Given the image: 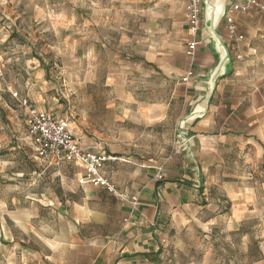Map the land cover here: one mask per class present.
Masks as SVG:
<instances>
[{
    "label": "crops",
    "instance_id": "1",
    "mask_svg": "<svg viewBox=\"0 0 264 264\" xmlns=\"http://www.w3.org/2000/svg\"><path fill=\"white\" fill-rule=\"evenodd\" d=\"M180 3L176 19L145 35L139 13L129 44L115 33L113 43L105 37L110 19L104 21L102 11L94 19L85 1L69 11L51 5L53 16H47L61 31L69 29L63 47L69 42L72 70H86L87 81L114 83L102 70L104 52L127 64L133 81L118 86L113 100L121 118L169 137L156 157L142 161L108 149L100 173L122 197L79 183L84 170L77 163H49L35 155L32 165L10 151L20 117L46 110L36 104L41 95L27 76L32 71L40 83L48 67L34 44H23L19 20L17 30L0 32V147H9L0 158V264H239V256L256 246V209L264 205V10L234 13L240 40L227 33L224 21L212 33L227 49L224 62L212 37L191 62L185 55L186 2ZM46 11L33 4L26 18L43 20ZM203 24L201 16L200 39L209 37ZM42 36L34 34L37 44ZM132 44V51L124 48ZM189 68L193 75L183 82ZM10 69L22 73L20 82L6 80ZM110 102L112 96L102 98L103 105ZM189 116V143L181 148L177 128ZM73 135L85 148L104 151ZM158 169L162 179L155 178ZM263 243L257 248L264 255Z\"/></svg>",
    "mask_w": 264,
    "mask_h": 264
},
{
    "label": "rangeland",
    "instance_id": "2",
    "mask_svg": "<svg viewBox=\"0 0 264 264\" xmlns=\"http://www.w3.org/2000/svg\"><path fill=\"white\" fill-rule=\"evenodd\" d=\"M82 1L86 2L94 19L95 16H99L96 11L104 13V21L110 19L112 28L109 30L110 33L107 29L104 30L105 37L110 36L113 43L115 33L124 39L121 43L129 44L133 40L132 34L136 32L140 21L139 13H141L142 21L140 22L145 35V30L156 29L159 23L165 24L168 20L177 18L176 15L181 7L180 0H0V32L17 30L19 28L17 20H19V24L24 26L23 30H19L22 37L25 38L22 41L23 44L28 48H32V44H34L37 51L45 58L48 71L42 81L36 83L37 78L32 71L27 76L32 85L34 84L36 94L41 95V99L36 104L43 109L54 111L59 116L66 117L73 133L83 137L85 141L98 143L106 154L108 149H112L113 155L129 157L138 161L156 157L160 142L168 140L169 137L166 135L163 138L158 137L154 130L141 128L133 121L122 119L121 112L113 101L116 93L120 91L118 86L129 85L133 81L130 79L133 74H128L127 68H125L127 64L114 63L104 52L101 57L102 70L104 74L108 75L107 80H112L114 83L103 86L102 81H87L86 70L81 73L72 70L69 42L63 47L67 42L63 41L66 38L64 36L68 35L69 29L61 31L56 28L54 22L47 18L48 14L53 16L54 11L51 10L54 9L50 8L51 5L62 6L69 11L70 7L80 4ZM14 4L20 10L17 11ZM33 4L47 8L45 19L36 20L37 17L33 14L32 21L27 20L26 14L29 13ZM37 33L43 34L40 44H37L38 38L34 37V34ZM133 44L125 45L124 48L130 52L134 49ZM1 45L0 39V48ZM46 45L52 46V48ZM84 66L86 65L84 64ZM6 80H10L11 83L20 82L22 73L10 69ZM15 94L14 97H18L17 92ZM109 95L112 96V102L109 105H103L102 98ZM87 98L91 99V103L86 102ZM20 118L19 125L15 127L16 130L13 133L10 151L21 152L20 155L27 157L33 165L37 159L25 131V115ZM178 130L179 127L177 128L176 141L178 145H182L178 142ZM8 148L0 147V158L6 156L3 153ZM3 172L4 170L0 167V173ZM255 224L256 246L249 250L247 256H239V264H264V255L257 248L259 243L264 242V205L260 209H256ZM260 248L264 249V243Z\"/></svg>",
    "mask_w": 264,
    "mask_h": 264
},
{
    "label": "built area",
    "instance_id": "3",
    "mask_svg": "<svg viewBox=\"0 0 264 264\" xmlns=\"http://www.w3.org/2000/svg\"><path fill=\"white\" fill-rule=\"evenodd\" d=\"M184 1L186 2L185 20L188 34L185 55L192 62L197 47L202 44L199 37L202 0ZM252 7L264 10V3L261 4L257 0H239L228 7L225 15V29L230 36L237 40L242 39V35L237 33L234 25V13L246 11ZM192 75L193 70L189 68L182 77V81H187ZM13 96L16 94L13 93ZM21 104L27 105V101L22 100ZM25 131L38 158L55 164L62 162L77 163L84 170V175L78 180L79 183L103 186L107 191L122 197L121 194L117 193L114 185L100 173L104 162L108 159L107 154L104 151H94L82 146L75 139L67 119L57 117L47 110L32 109L25 118ZM163 177L164 173L158 169L155 178L162 179Z\"/></svg>",
    "mask_w": 264,
    "mask_h": 264
},
{
    "label": "water",
    "instance_id": "4",
    "mask_svg": "<svg viewBox=\"0 0 264 264\" xmlns=\"http://www.w3.org/2000/svg\"><path fill=\"white\" fill-rule=\"evenodd\" d=\"M239 1V0H202V11L201 16L203 18V28L201 29V32H208L209 37L208 38H201L202 43H206L209 41L210 37L214 39V48L220 58L222 59L221 62H224V60L228 57L227 55V49L221 41L220 37H215L212 34L217 28H219L220 24L224 21L225 22V15L227 11V7L230 6L232 3ZM210 77H213L215 79L218 77V71L214 70ZM192 117L189 116L188 118H183L179 121L178 127V142L182 144L181 148L185 147L189 143V139L186 136L185 133V126L184 124L191 121Z\"/></svg>",
    "mask_w": 264,
    "mask_h": 264
}]
</instances>
